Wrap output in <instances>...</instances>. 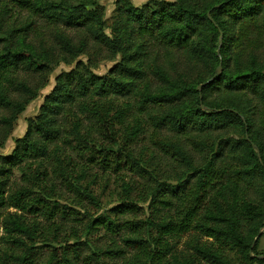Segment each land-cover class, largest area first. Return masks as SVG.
Here are the masks:
<instances>
[{
	"label": "trees",
	"instance_id": "trees-1",
	"mask_svg": "<svg viewBox=\"0 0 264 264\" xmlns=\"http://www.w3.org/2000/svg\"><path fill=\"white\" fill-rule=\"evenodd\" d=\"M16 2L30 19L17 27L8 21V8H0V108L7 111L0 115V146L38 95V87L17 73L43 76L60 63L73 67L55 77L12 151L0 152V223L10 238L6 242L30 235L21 215L4 214L8 207L36 209L51 223L63 216L77 219L75 207L86 216L85 203L98 205L84 183L97 164L104 171L128 168L145 183L143 200L154 210L152 218H126L136 206L122 199L112 210L116 215L88 216V229L113 233L129 225L122 241L133 254L125 264H160V251L166 254L172 249L169 241L188 232L195 235L190 245L197 263L264 264V252H255L264 236V0H149L140 6L116 0L110 24L97 0ZM34 16L53 27L51 46L26 42ZM157 49L166 66L152 57ZM102 58L114 63L99 75L93 68ZM182 64L186 71L180 70ZM117 98L127 100L115 115L133 108L139 114L132 113L133 125L119 122L123 145L107 118ZM141 115L152 122L150 138L159 139L155 147L163 155L154 148L149 158H141L128 147L144 133ZM71 143L68 154L62 145ZM39 160L51 163L52 174L38 169ZM32 162H38L33 175L43 180L38 188L45 192L41 188L61 185L60 196H67L69 206L50 195L32 196L26 171L23 183L9 191L13 170ZM121 186L128 195L132 183ZM30 249L20 254L6 249L2 258L25 264ZM171 259L165 264L196 261Z\"/></svg>",
	"mask_w": 264,
	"mask_h": 264
},
{
	"label": "rangeland",
	"instance_id": "rangeland-1",
	"mask_svg": "<svg viewBox=\"0 0 264 264\" xmlns=\"http://www.w3.org/2000/svg\"><path fill=\"white\" fill-rule=\"evenodd\" d=\"M97 1L104 9L107 24H110L115 11L116 0ZM129 1L134 6H140L149 0ZM0 8H8V21L13 22L17 27L24 23L25 20L30 19L29 11L18 6L16 0H0ZM33 21L32 25L26 28V42H32L36 46H51L53 44V27L37 16L33 17ZM65 32L69 33L68 30ZM72 32L74 31L71 30L70 34ZM152 57L156 58L158 64L166 66V59L162 50H154ZM79 58L85 60V57L83 56ZM178 60L181 62L180 57H178ZM113 63L114 60L99 59L97 66L93 68L94 72L99 75H104L108 72V69ZM71 67H73V65L60 63L55 65L50 72H47L43 76H38L28 71L17 73L18 79L25 80L30 85L38 87V95L26 105L25 110L18 116L10 135L4 141V144L0 146V152L10 153L12 151L15 145V138L24 135L27 128V119L38 114L39 108L43 103L44 95L53 87L55 77L61 72L70 70ZM179 68L180 70L186 71L187 66L182 64ZM126 100L127 99H113V105L110 109L109 116H107L108 119H112L111 124L113 127L111 130L115 135L114 137L116 141L118 140L120 145L125 143L123 135H121L120 132L122 124L124 123L125 126L127 124L133 125L136 123V121L134 122L132 120L133 112L139 116L136 108H133L129 113L125 112L121 117L115 115L116 107H124V105H126ZM0 115H7V111L0 108ZM139 118H141V121L143 122L144 133L140 134L133 142H130L128 147L134 150L136 155L140 154L141 158H149L154 148L158 156L163 155L162 151L155 147L160 142L159 139L150 138V135L154 132L152 122L146 119L143 115ZM156 137L161 138L160 136ZM71 146L72 143L71 145L65 144L62 145V149L64 152L71 154ZM111 148L115 147L111 145ZM141 150H143V154L140 153ZM122 160L123 158H121L120 161ZM40 161L42 162L41 168L38 169L43 170L48 168L47 171L50 172L49 174H52L51 168L49 167L51 163H47L45 160H39V162ZM159 161L161 163L163 162L161 160ZM37 167L38 162H32L22 169L15 168L10 177L9 191L17 189V187L23 183V174L29 173L30 180L25 182V185L34 190V193L31 194L32 196H38L39 194L50 195V198L58 200L61 205L64 204L69 206V202L66 199L67 196H60V194L64 192L61 185H59L60 189L56 187H53L52 189L50 186L41 188L45 189V192H42V190L38 188V185H40L43 180L42 176H38L36 173L33 175L32 171ZM151 167H153V165ZM24 171L26 172L22 173ZM169 171L170 170L167 171L168 174ZM122 181H129L132 183V188L128 195L122 190ZM84 183L89 185L95 198L98 200V205L85 203L88 209V214H86V216H84L86 213L84 209L75 207L74 211L77 219H74L73 221H65L63 218L66 216H63L61 219L58 217L53 219L55 223H51L46 220L45 216L40 214V211H36V209L32 208L30 211H20L14 207H8L4 214L11 213L21 215L24 224L28 225L30 228V235L18 234L21 242H6L7 240H10V238L0 223V236H2L0 239V264H2V262L5 264H14L12 258L6 256L2 258L3 250L9 249V252L11 253L20 254L25 252L27 247H32V249H30L32 252L29 254L25 264H45L49 260L52 261V264H125L126 261L130 260L133 251L128 249V245H125L122 241V238L127 237L129 233V225L122 224L121 227H118L117 230L114 229L113 233H111L103 230L102 227L99 229H88L86 228V224L89 220L88 216L94 218L99 215H110L111 217L116 215L117 213H115V211L112 212V210L116 206H119L122 199L132 201L136 206V208L131 211L132 213L126 218L134 220L145 219L147 217L152 218L154 216V210L148 205L149 201L143 200L146 191L145 183L133 175L128 168L116 171H104L99 168L97 164L92 165L90 168V175L85 179ZM260 232L264 233V227ZM194 237L195 235L193 232H188L169 241V244L172 245V249L168 250L166 254H163L162 250L160 251L162 254L160 264H165L169 259L172 260V255H177L179 259H191L193 257L194 260H196L194 256L195 254L190 245L191 240ZM198 239L201 242H207L203 237ZM156 251H158V248H156ZM255 252H264V236L257 241ZM62 256L68 257L71 263L64 261ZM193 264L208 263L202 260L197 263L196 260Z\"/></svg>",
	"mask_w": 264,
	"mask_h": 264
},
{
	"label": "water",
	"instance_id": "water-1",
	"mask_svg": "<svg viewBox=\"0 0 264 264\" xmlns=\"http://www.w3.org/2000/svg\"><path fill=\"white\" fill-rule=\"evenodd\" d=\"M221 34H220V39H221ZM219 69H220V66H218L217 68H216V71H219ZM211 80V79H210ZM210 80H208L207 82H210ZM201 86L202 85H199L198 87H197V89H200L201 88Z\"/></svg>",
	"mask_w": 264,
	"mask_h": 264
}]
</instances>
